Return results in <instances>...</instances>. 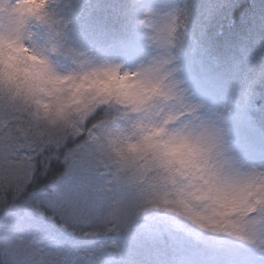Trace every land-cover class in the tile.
Segmentation results:
<instances>
[{
  "label": "clouds",
  "instance_id": "9594fccd",
  "mask_svg": "<svg viewBox=\"0 0 264 264\" xmlns=\"http://www.w3.org/2000/svg\"><path fill=\"white\" fill-rule=\"evenodd\" d=\"M78 5L0 0V264H99L105 247L128 264L143 245L147 264H264V157L237 150L234 105L197 98L185 75L194 0H126L131 56L79 40ZM54 162L60 231L8 227ZM92 237L108 243H75Z\"/></svg>",
  "mask_w": 264,
  "mask_h": 264
},
{
  "label": "trees",
  "instance_id": "16d2710c",
  "mask_svg": "<svg viewBox=\"0 0 264 264\" xmlns=\"http://www.w3.org/2000/svg\"><path fill=\"white\" fill-rule=\"evenodd\" d=\"M126 0H79L73 25L75 34L86 46L113 55L132 53L123 48L127 39L123 29V12ZM197 6L195 24L184 53L185 75L199 99L209 103L244 102L248 99L257 106L253 112L256 122L264 130V81L256 82L257 73L264 63V0H194ZM228 94L233 97L227 99ZM232 138L238 151L248 154L236 123L233 121ZM61 165L54 162L47 176L36 174L29 188L32 203H25L19 211L13 210L8 227L28 231L37 223L49 234L60 231L59 193L49 186L60 177ZM3 191L0 190V196ZM48 204L56 212L54 219L39 216L35 201ZM27 209L28 211H25ZM29 212L38 221L29 217ZM65 235V239L69 238ZM77 244L95 245L108 243L104 237H92ZM123 247V244H122ZM151 245L129 249L128 264H147L154 257ZM247 255V254H246ZM116 253L105 247L96 251L99 264H114Z\"/></svg>",
  "mask_w": 264,
  "mask_h": 264
},
{
  "label": "rangeland",
  "instance_id": "374dc122",
  "mask_svg": "<svg viewBox=\"0 0 264 264\" xmlns=\"http://www.w3.org/2000/svg\"><path fill=\"white\" fill-rule=\"evenodd\" d=\"M250 110H251V108L249 106H247V108H245V110L243 111V117L245 118V119H243L244 121L248 120L249 122H251V117L249 115ZM251 127L253 129H248L250 134H252V136L257 137L264 142V138L260 134V131L256 127H253V126H251Z\"/></svg>",
  "mask_w": 264,
  "mask_h": 264
}]
</instances>
